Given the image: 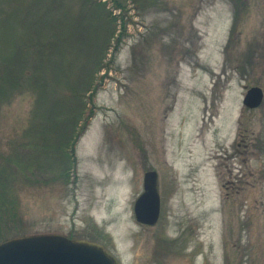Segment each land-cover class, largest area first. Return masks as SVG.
Instances as JSON below:
<instances>
[{
    "label": "rangeland",
    "instance_id": "obj_1",
    "mask_svg": "<svg viewBox=\"0 0 264 264\" xmlns=\"http://www.w3.org/2000/svg\"><path fill=\"white\" fill-rule=\"evenodd\" d=\"M66 1L73 11L45 16L57 19L58 36L51 23L44 32L36 27L43 44L59 40L57 66L45 58L43 83L54 98L76 88L79 124L92 117L65 170L54 122L30 126L35 91L21 79L0 97V186L13 213L0 219V241L56 233L100 243L122 264H264V97L255 109L241 102L244 86L264 94V0H121L124 12L118 0H91L120 17L105 68H91V88L79 87L100 44L93 30L109 25L90 10L83 17L94 29L87 28L80 0ZM41 5L53 9L47 0H0L2 87L15 78L19 47L34 35ZM55 103L47 108L53 121L64 107ZM148 171L157 173L161 202L154 226L133 214Z\"/></svg>",
    "mask_w": 264,
    "mask_h": 264
},
{
    "label": "trees",
    "instance_id": "obj_2",
    "mask_svg": "<svg viewBox=\"0 0 264 264\" xmlns=\"http://www.w3.org/2000/svg\"><path fill=\"white\" fill-rule=\"evenodd\" d=\"M51 6L53 7V9L48 8L47 6H40L39 8H37V11L33 13L35 21L31 24L34 26V35L31 36V32L28 33V36H25L22 44L19 47L18 50V55L19 58L15 59V63L17 64V66L14 64L13 65V69L15 70V78L7 81V86L6 87H2L0 86V97H4L7 93V90H9L10 88H12L13 86H17L21 87V79L23 80V84L25 86V88L30 87L33 91H35L36 93V97H38L35 100V108L33 110V118L30 121V126L31 123L34 121H39L41 122V124L47 123L48 121H52L54 123H52V128L50 131H54L57 130L56 135L61 133L59 135V143L56 145V149H57V153H58V160L62 159L64 160V167L65 170H69L72 169V166L74 165L73 163V157H74V147H75V143L78 139V137L84 132L86 126H87V118H91L92 117V113H89L84 121V123H81L82 125L79 124V120L81 118V114L83 115L82 112V107H83V102H82V107L79 105V96L76 95L77 91L76 88L70 87L67 90H70V95L67 97H56L54 98L51 95V91H55L53 86L50 87L49 84L50 82H44L43 80H46V78L44 77V75H47V67L45 65V58L47 56H49L51 59H48V63L49 65H54L57 66V64L55 63L56 60H53V58L55 59V55L57 52V48L55 47L57 45V41H59L57 39V34L58 31L60 30V25H55V23H57V19L56 18H52V21L49 20H45V16H55L57 17V14H59V12H61V9H63L66 6V9L70 12V10H72L68 4H66V0H47ZM234 4L235 1L233 0ZM237 2V1H236ZM242 2V0H241ZM68 5V7H67ZM80 13H78V19H80V21L84 22L86 24V27L91 29L94 27H91L89 25V20L85 19L83 17V14H87L89 16V11L93 10L95 12H98L100 15H103L104 20L107 22L106 26V30L103 29V33L101 34V32H97L93 29V32H96V36L99 39L100 44L97 43V41L95 42V46L93 47V49L95 48V50L97 49V52L95 53V55L93 56L90 55L88 57V61L89 62V67L88 69V75H87V79L84 82L81 87H90V81L91 79L93 80L94 77L92 78V69L94 66V71H99V69L101 68H105V64L102 63V59L106 57L107 52L105 50L107 43L111 42L110 40L113 39L114 37V33L116 32V25L118 22V19L120 17L118 16H114L111 14V12H107V10H103L102 7L97 4V3H92L91 0H80ZM115 7L120 9V11L124 12V5H122L121 0H118V2L115 4ZM33 7L30 9V11H32ZM103 10V11H102ZM73 11V10H72ZM38 12V13H37ZM66 12V10H65ZM54 13V14H53ZM37 14V15H36ZM40 16V18H39ZM54 19V22H53ZM51 23L52 27H53V35H57L55 38H53V40H47L45 42V44H43L41 41H39V35L36 31V27L39 31L44 32V29H46V25ZM31 25H29L26 29H25V34H27V31L31 28H29ZM38 25V26H37ZM120 28L121 30L118 32L117 34V38L115 39V44L112 46L114 50H117L119 43L122 39V33L125 29V26L123 24H120ZM101 31V30H100ZM33 36H36L35 38H33ZM38 38V39H37ZM55 40V41H54ZM103 40V43H102ZM53 48L52 52L49 54L45 48ZM98 50L99 53L100 51H102L103 56L101 55V58L98 57ZM104 50V52H103ZM60 51V50H59ZM32 53V55H31ZM32 56V58H31ZM97 56V57H96ZM96 57V58H95ZM86 62V63H87ZM56 69L51 68V74L50 76L52 77V81L55 84V80L53 77V73L55 72ZM93 71V72H94ZM35 73H37V75H35ZM62 73V72H61ZM49 74V73H48ZM22 84V85H23ZM92 84V83H91ZM59 85V84H57ZM89 88V89H90ZM84 89V88H83ZM92 91H90V94L87 96L86 99V104H89L87 101H91V97L92 94L96 91L95 89H91ZM59 101L63 103V109L61 108V115L59 116L58 119H56L55 121L49 119V116L47 115V108L51 106L52 103H54V105H56V103L54 102ZM85 104V102H84ZM42 132H48V131H44L41 130L40 133ZM239 139H241L242 141V136L239 135ZM241 142L236 143V145H234V150L237 152V154H242V151H240L238 149V147L240 146ZM34 147L33 145H29V148ZM33 149V148H32ZM68 150V151H67ZM235 152V153H236ZM34 156V155H33ZM32 156V160L33 159ZM60 158V159H59ZM66 160L68 161V164L66 162ZM29 166L25 165V170H29L30 168H27ZM216 175L217 178L219 180H221V178L224 176L222 175L218 170L216 171ZM5 184H1L0 187H3L2 193H1V200H0V219L3 220V222L8 221L6 220L9 217L13 216L12 211L9 213L8 211L11 210L9 206H6V193H5ZM6 206V207H5ZM5 207V208H4ZM8 210V211H7ZM5 219V220H4ZM6 236V235H5ZM3 236V237H5ZM2 234H0V240L3 239Z\"/></svg>",
    "mask_w": 264,
    "mask_h": 264
},
{
    "label": "water",
    "instance_id": "obj_3",
    "mask_svg": "<svg viewBox=\"0 0 264 264\" xmlns=\"http://www.w3.org/2000/svg\"><path fill=\"white\" fill-rule=\"evenodd\" d=\"M246 89V87H244ZM259 87L246 89L243 106L254 109L263 101ZM160 198L157 174L146 172L143 192L135 200L136 222L153 226L159 217ZM0 264H121L103 245L85 239H69L62 234L41 233L18 236L0 243Z\"/></svg>",
    "mask_w": 264,
    "mask_h": 264
}]
</instances>
